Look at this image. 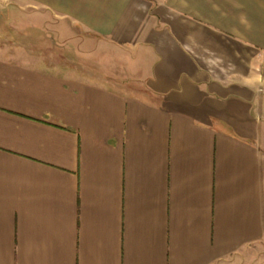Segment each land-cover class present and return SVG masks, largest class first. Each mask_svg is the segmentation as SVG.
<instances>
[{
	"label": "crops",
	"instance_id": "1",
	"mask_svg": "<svg viewBox=\"0 0 264 264\" xmlns=\"http://www.w3.org/2000/svg\"><path fill=\"white\" fill-rule=\"evenodd\" d=\"M4 12L0 264H264V0Z\"/></svg>",
	"mask_w": 264,
	"mask_h": 264
},
{
	"label": "rangeland",
	"instance_id": "2",
	"mask_svg": "<svg viewBox=\"0 0 264 264\" xmlns=\"http://www.w3.org/2000/svg\"><path fill=\"white\" fill-rule=\"evenodd\" d=\"M0 19H1L0 20V44H10V45L23 44L25 46L27 45L28 47H32L30 46V44L31 45L35 44L34 43V41H36L34 39L35 37H31V35L27 34L26 32L16 33L12 29V27L10 26V23L8 22V20H6L5 12L0 14ZM39 37H36V38H39ZM40 39L42 40L43 38H40ZM95 42H96V46H93L92 49L93 51H98L97 49H100L101 47L98 46L99 45L98 40H96ZM43 43L52 44L54 42L50 40L49 38H44ZM88 51L89 50H86L85 48V52H83L82 50V55H76L75 53H67V54H64V57H62L63 53L50 52V51L43 52L40 55L47 57L50 61H52V59L55 61L63 60V61H66L67 64L76 66V67H81L83 70L87 72L95 73L96 75H101V74L104 75V73L102 72V69L99 68L98 65L100 63H104L106 53H107L106 49H103L101 51L102 53H98V59H93L96 61L87 60V58L83 57V55L84 56L91 55L89 54ZM75 58H78V60Z\"/></svg>",
	"mask_w": 264,
	"mask_h": 264
}]
</instances>
